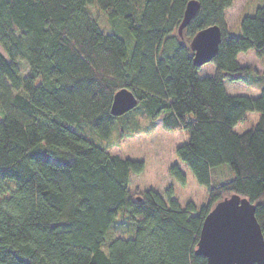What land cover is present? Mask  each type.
<instances>
[{
	"label": "trees",
	"instance_id": "obj_1",
	"mask_svg": "<svg viewBox=\"0 0 264 264\" xmlns=\"http://www.w3.org/2000/svg\"><path fill=\"white\" fill-rule=\"evenodd\" d=\"M190 1L200 8L179 26ZM234 0H0V264H208L196 255L203 223L231 195L256 206L264 233V73L240 54L264 55V5L225 29ZM125 22L132 45L103 29L91 7ZM219 26L215 72L200 77L190 41ZM225 81L258 82V97ZM131 91L152 119L187 142L176 157L208 191L182 208L169 187L133 195L142 161L111 156L73 127L108 139L114 95ZM249 113L254 126L239 133ZM227 165L232 180L212 184ZM170 177L186 185L174 164ZM119 216L130 236L110 237Z\"/></svg>",
	"mask_w": 264,
	"mask_h": 264
},
{
	"label": "rangeland",
	"instance_id": "obj_2",
	"mask_svg": "<svg viewBox=\"0 0 264 264\" xmlns=\"http://www.w3.org/2000/svg\"><path fill=\"white\" fill-rule=\"evenodd\" d=\"M261 5H264V0H234L233 6L225 13V29L234 34L238 33L243 15L252 14ZM91 11L107 33L119 35L128 43V47L132 45L133 40L123 20L118 17H107L95 6L91 7ZM238 62L240 66L256 70L257 74L264 73V55L259 57L254 51L242 53L238 57ZM200 68L199 76L202 78L211 76L215 72V66L212 63H207ZM259 87L258 82L249 85L241 81H225L226 91L231 95L258 97L261 93ZM257 120L258 114L249 113L245 120L237 126L236 131L239 133L246 131L254 126ZM73 129L104 147L111 156L144 162V172L140 175H133L131 178L130 189L135 197L149 190L163 194L169 187H172L173 198L182 208L189 203L195 204L198 208L208 203L207 188L200 186L189 169L176 157V149L187 142L186 132L182 129L167 130L161 118L154 121L144 112L142 104L139 103L136 108L119 117L108 139L102 138L86 125L79 128L73 127ZM174 164H177L186 175V185H181L170 177L169 168ZM234 177L229 166L224 165L213 170L212 184L229 181ZM129 230V224L123 223L122 216H119L110 237L120 235L128 237L130 236Z\"/></svg>",
	"mask_w": 264,
	"mask_h": 264
},
{
	"label": "water",
	"instance_id": "obj_3",
	"mask_svg": "<svg viewBox=\"0 0 264 264\" xmlns=\"http://www.w3.org/2000/svg\"><path fill=\"white\" fill-rule=\"evenodd\" d=\"M200 4L190 1L186 7L179 34L196 16ZM222 41L219 26L199 31L191 40L193 62L202 67L217 56ZM129 90L121 89L113 97L111 113L121 117L139 104ZM196 255L208 264H264V233L256 217V206L239 195L218 202L204 220Z\"/></svg>",
	"mask_w": 264,
	"mask_h": 264
},
{
	"label": "crops",
	"instance_id": "obj_4",
	"mask_svg": "<svg viewBox=\"0 0 264 264\" xmlns=\"http://www.w3.org/2000/svg\"><path fill=\"white\" fill-rule=\"evenodd\" d=\"M239 57V56H238ZM237 61H238V59H237ZM239 63V62H238ZM244 67V66H243ZM259 89L261 90V85H260V87H259ZM261 92V91H260ZM231 95V94H230Z\"/></svg>",
	"mask_w": 264,
	"mask_h": 264
}]
</instances>
